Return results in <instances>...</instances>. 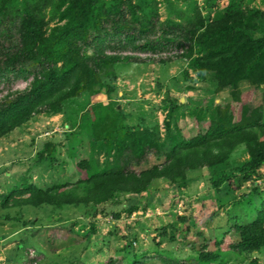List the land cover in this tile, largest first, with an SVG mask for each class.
<instances>
[{"label":"rangeland","instance_id":"rangeland-1","mask_svg":"<svg viewBox=\"0 0 264 264\" xmlns=\"http://www.w3.org/2000/svg\"><path fill=\"white\" fill-rule=\"evenodd\" d=\"M155 1L160 21L171 13L169 3L180 8L185 3ZM195 1L204 15L209 12L213 17L230 0H212L210 11L205 9L206 0ZM237 1L243 10L264 12V0ZM260 30L255 36L264 33V22ZM140 58L108 66L110 71L101 77L103 86L66 100L60 113L36 114L0 140V264H78L82 259L88 264H105L110 258L124 264L136 254H144L150 264H199L201 247L215 250L214 240L224 232L229 233L221 248L228 250L235 239L234 218L242 213L240 205L251 197L252 187L264 192V165L255 178L242 181L239 170L249 159L243 144L224 162L187 170L185 179L179 176L175 183L155 180L145 192H117L97 206L80 202L90 171L112 164L108 138L121 127L155 129L162 144L170 113L173 126L189 140L207 128L216 108L228 103L236 119L245 103L261 108L264 121V85L240 83L242 102L237 103L231 89L216 92L214 74L200 75L189 60L164 56L163 63L159 57ZM24 86L18 81L12 88ZM162 146L158 153L149 150L138 161L125 152L121 163L138 174L159 166L166 149ZM80 161L88 162L90 169H81ZM225 174L229 175L226 182L217 180ZM24 182L41 190L60 186L58 196L79 202L6 205L9 193ZM243 217L246 222L245 213ZM166 252L173 253L178 262L170 261ZM228 264H264V247L245 259H230Z\"/></svg>","mask_w":264,"mask_h":264},{"label":"trees","instance_id":"trees-1","mask_svg":"<svg viewBox=\"0 0 264 264\" xmlns=\"http://www.w3.org/2000/svg\"><path fill=\"white\" fill-rule=\"evenodd\" d=\"M184 1L181 8L169 3L171 13L160 21L155 0H0V140L36 114L60 113L66 100L103 86L101 77L110 71L108 66L141 60V55H147L148 61L159 57L163 63L164 56L189 60L200 75L214 74L216 92L231 89L237 103L242 102L240 83L264 85V33L255 36L262 33L264 12L243 10L241 1L230 0L223 11H215L211 17L209 12L203 14L195 0ZM211 1L206 0L207 11L212 8ZM172 51L175 53L171 55ZM18 81L25 86L13 89ZM167 118L168 135L162 144L155 129L121 127L120 132L109 134L112 164L90 171L80 202L97 206L117 192H145L155 180L175 183L179 176L185 179L187 170L224 162L241 144L249 155L239 170L242 181L259 175L264 165L261 108L243 103L238 119L231 103L216 108L207 128L189 140L176 124L173 126L170 113ZM161 146L166 149L159 166L138 174L121 163L125 152L138 161L149 150L158 153ZM78 166L90 169L86 161ZM221 176L217 180L223 183L229 178ZM59 187L41 190L24 182L13 188L5 202L33 207L66 200L79 202L71 196H58ZM250 190L251 197L240 205L242 213L234 218L235 239L227 245L228 250L221 248L223 237L229 233L224 232L215 238V250L201 247L199 264H228L230 259H245L264 247V192L256 187ZM165 254L178 262L173 253ZM143 257L133 255L124 264H150ZM78 264L88 263L82 259ZM105 264L121 261L110 258Z\"/></svg>","mask_w":264,"mask_h":264}]
</instances>
